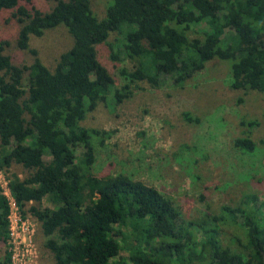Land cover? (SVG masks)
Wrapping results in <instances>:
<instances>
[{
  "label": "trees",
  "instance_id": "trees-1",
  "mask_svg": "<svg viewBox=\"0 0 264 264\" xmlns=\"http://www.w3.org/2000/svg\"><path fill=\"white\" fill-rule=\"evenodd\" d=\"M44 1L48 11L34 0H0V15L11 12L20 26L17 48L33 58L15 65L0 40V171H25L24 179L7 176V186L22 218L38 223L52 264H262L258 196L247 193L218 215L207 207L202 221L190 222L169 196L131 175L96 174L93 141L104 146L112 132L82 123L99 105L114 113L139 84L182 90L212 61L230 63L231 91L264 99V0H106L101 15L92 0ZM56 28L71 45L50 70L29 43ZM102 46L120 85L99 61ZM180 117L201 122L186 111ZM232 146L244 155L256 149L248 136ZM9 213L0 187V264H10L1 249Z\"/></svg>",
  "mask_w": 264,
  "mask_h": 264
},
{
  "label": "rangeland",
  "instance_id": "rangeland-1",
  "mask_svg": "<svg viewBox=\"0 0 264 264\" xmlns=\"http://www.w3.org/2000/svg\"><path fill=\"white\" fill-rule=\"evenodd\" d=\"M34 3L42 11L52 6L44 0H34ZM105 3L106 0H92L93 11L103 14ZM19 28L11 12L0 15V40L9 43L5 53L17 66L33 61L30 54L16 46ZM70 45V37L63 28L47 31L42 38L29 43L50 70L58 55ZM97 51L101 64L117 77L108 59V50L102 46ZM228 64L208 63L182 90L171 89L169 84L151 90L146 84H139L142 90H136L114 113L99 105L82 123L86 128L112 132L104 146L93 141L95 173L131 175L134 180L169 196L190 222L202 221L207 207L214 215L223 206L234 208L245 201L243 195L247 193L258 196V202L264 201V99L252 92L231 91L224 81L227 76L230 78ZM116 79L120 85V78ZM173 95H180L182 100L178 102ZM181 111L200 118V124L183 123ZM243 120L254 121L256 126H245ZM242 136H248L255 143L254 154H241L232 146ZM11 173L20 179L26 176L16 165L6 174L0 171L3 196ZM41 205L50 207L46 200ZM23 219L34 230V264H52V257L42 248L44 238L35 218L28 214ZM221 240L222 244L226 243ZM8 245L1 249L9 252Z\"/></svg>",
  "mask_w": 264,
  "mask_h": 264
},
{
  "label": "built area",
  "instance_id": "built-area-1",
  "mask_svg": "<svg viewBox=\"0 0 264 264\" xmlns=\"http://www.w3.org/2000/svg\"><path fill=\"white\" fill-rule=\"evenodd\" d=\"M4 196L10 201L9 240L10 264H34L32 237L34 230L23 219L6 184ZM11 246V247H10Z\"/></svg>",
  "mask_w": 264,
  "mask_h": 264
},
{
  "label": "water",
  "instance_id": "water-1",
  "mask_svg": "<svg viewBox=\"0 0 264 264\" xmlns=\"http://www.w3.org/2000/svg\"><path fill=\"white\" fill-rule=\"evenodd\" d=\"M262 264H264V253H263V256H262Z\"/></svg>",
  "mask_w": 264,
  "mask_h": 264
}]
</instances>
